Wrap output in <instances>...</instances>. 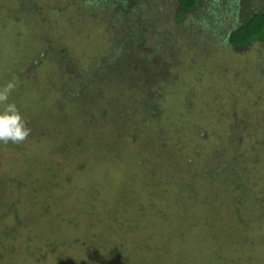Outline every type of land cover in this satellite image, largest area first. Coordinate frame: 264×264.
Wrapping results in <instances>:
<instances>
[{
    "label": "rangeland",
    "instance_id": "obj_1",
    "mask_svg": "<svg viewBox=\"0 0 264 264\" xmlns=\"http://www.w3.org/2000/svg\"><path fill=\"white\" fill-rule=\"evenodd\" d=\"M88 1L0 0V88L39 129L0 142V264H264L263 167L226 174L231 147L264 163V40L223 42L264 0H214V20L201 0L181 24L177 0H129L131 49L118 8ZM124 53L131 82L103 85Z\"/></svg>",
    "mask_w": 264,
    "mask_h": 264
},
{
    "label": "trees",
    "instance_id": "obj_2",
    "mask_svg": "<svg viewBox=\"0 0 264 264\" xmlns=\"http://www.w3.org/2000/svg\"><path fill=\"white\" fill-rule=\"evenodd\" d=\"M229 1H230L231 5L227 6V7L232 8L231 10H233V8H235L236 5H239V3H241V2L244 3L247 0H229ZM213 2H214V0H210L209 4H207V6H208V9H207L208 14L207 15L210 16V20L216 19L217 15L219 13V10H220L219 9L220 7L218 5H217L218 7L214 8ZM200 3H201V0H177V4L179 7V10L177 11L178 23L179 24L184 23L186 21L185 20L186 17L190 16V14L196 9L197 5ZM85 4H87L91 8L95 7L96 9H102V10L105 7H109V6H110V8L117 7L118 8L117 12H113L112 14L117 15L119 21L121 22V24L125 28L124 33H123V42L130 49L132 47H136L135 42H137L138 30L134 25H133L134 27H132V28H130V26H131L132 22L136 20L135 18H137V20L140 21L139 24H142V22L145 21V19L142 18L143 16L138 17V14H139L138 11H136L134 9H130V7H132V5H133V2L130 3L129 0H89ZM129 5H130V7H129ZM219 5H221V2ZM210 20L206 18V15H205V17H203V24H205V22H206L208 24L209 30L212 31V30H214V27L213 28L210 27V25H209ZM142 28L147 29L146 26H142ZM179 37L180 36L176 35L174 37L173 41L179 39ZM258 40H260V41L264 40V11L255 10V12L246 16L245 20L241 21L238 24L232 25L231 28L229 29V31L227 32L226 36L224 37L223 42L228 43L229 46L234 51L242 52V51L246 50V47L248 45H250L253 42L258 41ZM182 41H183V43L187 42L186 39H184ZM179 44L181 45V41ZM125 54L126 53H124L120 57L116 58V60L108 63V65H106V67H107V69H109V71H108L109 73H103L104 79L107 77V79L109 80V83L110 84L112 83L114 86H116L117 84L120 86V84L118 83V79H119L118 75L120 73H118V71H116L117 67H119V72L126 74L122 77H124L129 82H131L129 80L130 78L128 79L129 76H127V75L132 73V70H131V67L128 69L129 65H127V63L125 61L126 60V58L124 57ZM131 66H132V64H131ZM106 83H107V81L105 79V81L103 82V85H105ZM90 84L97 86V84H99V83L97 82V80L91 79ZM133 90L129 91L130 95H135L137 93V91H135V89H133ZM154 93H155V91L152 90L151 91L152 95L150 96V99H149V102H150L152 108L150 107L148 110L144 111V110H141L140 108H133L132 105L138 107V105H135V102L132 103V105L130 103H128L127 112L129 114V117H128V119L125 117L124 120L128 123V121L131 120V118H133V120H135L136 123H138V124L144 123L147 120V117H148L147 114L150 112L152 113V111L154 109L158 108V107H155V98L152 97V96H154ZM105 108H106L107 115L109 117H112L113 116V109H109V107L106 105H105ZM153 113L155 114V112H153ZM122 114L123 113H121V115ZM158 115L161 117V115L159 113H158ZM149 120H150V118H149ZM168 121H170V120H168ZM168 121H167V123H168ZM26 125H29V124H26ZM29 126L32 130H35L38 133L39 129L36 126H34V124L29 125ZM63 126L64 125H62L61 128H63ZM129 126H132V125H129ZM181 126H182V123H181L180 127ZM118 127H120V125ZM32 130L30 131V133L32 132ZM68 130H71V127H68ZM163 134L164 133H162V135ZM262 141H263V139H261V142ZM261 142H259V143H261ZM257 146H258V143L256 146H252L254 148V151L250 150L251 145H249L248 149L247 148L244 149V151H242L241 149L235 151V148H234V152H233L232 147L228 148V150H230L229 153H231V154L234 153L235 157L239 158V160H238L239 164H237V165L231 164V166L228 167V170L226 169L228 172L227 173L225 172L227 174V177L230 179V183H232L233 187L239 183L244 184L246 181H248L250 183L253 180V178L249 177L250 173H253L252 172L253 170L256 171L257 168L262 169V167H263L262 171L264 172V163L261 165L259 160L256 159L257 156L255 155V151L257 149ZM227 147H229V145ZM149 151L152 154L153 149H150ZM262 151L259 153V155L262 153ZM245 162L247 164H245ZM206 164H208V163H205V165L203 164V168L206 167L207 173H208V169H209L208 167L210 165L207 166ZM185 166L186 165H184L182 167L184 168ZM222 169H223V167H221V166H220V168L219 167L217 169L215 168V170H222ZM256 173H257V171H256ZM252 184H254V183H250V185H252Z\"/></svg>",
    "mask_w": 264,
    "mask_h": 264
},
{
    "label": "clouds",
    "instance_id": "obj_3",
    "mask_svg": "<svg viewBox=\"0 0 264 264\" xmlns=\"http://www.w3.org/2000/svg\"><path fill=\"white\" fill-rule=\"evenodd\" d=\"M14 88V83L9 82L0 88V142L18 144L23 142L29 135L30 129L26 127L25 121L20 115L14 103H7L9 94Z\"/></svg>",
    "mask_w": 264,
    "mask_h": 264
}]
</instances>
